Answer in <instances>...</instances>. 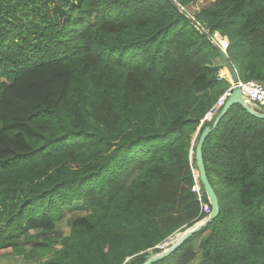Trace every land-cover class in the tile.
<instances>
[{"label": "trees", "instance_id": "16d2710c", "mask_svg": "<svg viewBox=\"0 0 264 264\" xmlns=\"http://www.w3.org/2000/svg\"><path fill=\"white\" fill-rule=\"evenodd\" d=\"M172 1L82 0L0 42V262L143 264L206 217L194 151L230 74L199 29L264 85V0ZM202 156L219 214L154 264H264V120L233 105Z\"/></svg>", "mask_w": 264, "mask_h": 264}, {"label": "rangeland", "instance_id": "374dc122", "mask_svg": "<svg viewBox=\"0 0 264 264\" xmlns=\"http://www.w3.org/2000/svg\"><path fill=\"white\" fill-rule=\"evenodd\" d=\"M82 0H5V12L7 20L0 25V42L7 41L13 43H22L38 41V35L35 31H40L42 28L41 18L44 15H51L59 22V26L63 25L69 16L71 9H76ZM194 12L201 9L199 2L193 6ZM191 13L190 10H187ZM23 33L24 37H19V33ZM197 134L192 137V143H195ZM196 175V173H195ZM87 212L81 205H75L70 210L63 212V219L57 223L53 231L55 237L68 232L70 221L78 215ZM179 234H175L172 240H175ZM33 241H38V233H31ZM166 249V248H164ZM161 251V250H160ZM10 257V256H8ZM15 261V259L13 260ZM16 261L20 262L18 258ZM0 264H12V260L3 257Z\"/></svg>", "mask_w": 264, "mask_h": 264}, {"label": "water", "instance_id": "95a60500", "mask_svg": "<svg viewBox=\"0 0 264 264\" xmlns=\"http://www.w3.org/2000/svg\"><path fill=\"white\" fill-rule=\"evenodd\" d=\"M169 1L175 9H178V6L174 3V1L172 0H169ZM183 16L187 17L185 14H183ZM199 31L204 36V38L207 40V42L217 52L219 59L221 60V62L223 63L227 71L229 72L232 81L234 83H237L238 81L237 75L233 67L230 65L225 53L219 48L217 44L214 43V41H211L206 36V34L202 32V30L199 29ZM233 105H239L251 116L257 119H260V120H264V114L259 113L253 110L252 108H250L249 101L240 93L238 88H234L231 96L227 99L226 103L220 109L219 113L214 117L211 126H207L200 134L197 140V144L195 146V151H194L195 168L197 171L196 175L194 174V178L199 182V184H201L203 188V193L205 194L207 198V202L211 209L210 214L206 216L204 219H202L200 222L194 224L193 226L185 230L183 233H179V235H181L180 239L173 244L169 243V246L167 249L161 250L159 253H153V254L148 255L146 257V261L143 264H154L158 261H161L167 258L171 253H173L176 249H178L183 243H185L188 239L192 238L194 235L198 234L202 229H204L208 224H210L218 216L219 214L218 199L206 176V171H205V167L203 163L202 148H203L206 138L216 128L220 120L224 117V115L227 113L229 108L232 107ZM171 238L173 237H170L168 239V242H170Z\"/></svg>", "mask_w": 264, "mask_h": 264}, {"label": "built area", "instance_id": "2783aa9c", "mask_svg": "<svg viewBox=\"0 0 264 264\" xmlns=\"http://www.w3.org/2000/svg\"><path fill=\"white\" fill-rule=\"evenodd\" d=\"M220 48L224 47L223 45H218ZM221 78V77H220ZM230 83L229 88L217 99L215 105L209 111V113L205 116L204 121H212L214 117L219 113L220 109L226 103L227 99L231 96L234 88H238L240 93L249 101V107L253 110L264 114V85L258 83L256 81H240L234 83L230 78L228 80ZM195 174V173H194ZM195 179V178H194ZM193 192H195L198 196V200L200 202V210L201 213L205 216L210 214V206L208 203H204L201 201L202 193L200 191V185L198 181L195 179V185L192 188ZM170 242H165L163 245L159 246V250H164V248H168Z\"/></svg>", "mask_w": 264, "mask_h": 264}, {"label": "crops", "instance_id": "0c3cea01", "mask_svg": "<svg viewBox=\"0 0 264 264\" xmlns=\"http://www.w3.org/2000/svg\"><path fill=\"white\" fill-rule=\"evenodd\" d=\"M220 74L222 75V76H226L227 75V72H226V70H221L220 71ZM231 77H229L227 80H229Z\"/></svg>", "mask_w": 264, "mask_h": 264}, {"label": "bare ground", "instance_id": "6f19581e", "mask_svg": "<svg viewBox=\"0 0 264 264\" xmlns=\"http://www.w3.org/2000/svg\"><path fill=\"white\" fill-rule=\"evenodd\" d=\"M179 239H180V238H179ZM179 239H178V240H179ZM178 240H177V241H178ZM177 241H176V242H177Z\"/></svg>", "mask_w": 264, "mask_h": 264}, {"label": "clouds", "instance_id": "9594fccd", "mask_svg": "<svg viewBox=\"0 0 264 264\" xmlns=\"http://www.w3.org/2000/svg\"><path fill=\"white\" fill-rule=\"evenodd\" d=\"M213 121V120H212ZM199 183V182H198Z\"/></svg>", "mask_w": 264, "mask_h": 264}]
</instances>
